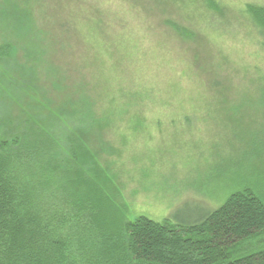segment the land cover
<instances>
[{
	"label": "rangeland",
	"instance_id": "rangeland-1",
	"mask_svg": "<svg viewBox=\"0 0 264 264\" xmlns=\"http://www.w3.org/2000/svg\"><path fill=\"white\" fill-rule=\"evenodd\" d=\"M18 1L50 55L68 38L96 79L156 96L146 117L61 140L50 207L61 264H130L124 224L140 216L196 221L244 189L264 204V36L245 13L264 0Z\"/></svg>",
	"mask_w": 264,
	"mask_h": 264
},
{
	"label": "trees",
	"instance_id": "trees-1",
	"mask_svg": "<svg viewBox=\"0 0 264 264\" xmlns=\"http://www.w3.org/2000/svg\"><path fill=\"white\" fill-rule=\"evenodd\" d=\"M170 1L177 10L184 7ZM20 6L18 0H0V264H61L64 223H55L50 208L58 198L61 140L77 127L94 137L113 120L146 117L156 96L141 85L111 87L96 79V60L82 58L68 38L50 55L48 34L23 20ZM245 13L264 36V6L246 4ZM97 153L88 154L95 171ZM69 160L80 169L72 155ZM90 177L100 179L92 170ZM194 219L140 216L125 223L129 263L264 264V204L248 189Z\"/></svg>",
	"mask_w": 264,
	"mask_h": 264
}]
</instances>
